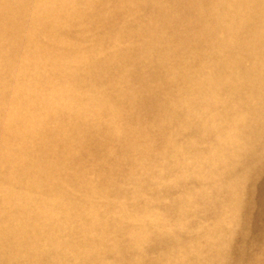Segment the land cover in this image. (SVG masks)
<instances>
[{
    "label": "rangeland",
    "instance_id": "1",
    "mask_svg": "<svg viewBox=\"0 0 264 264\" xmlns=\"http://www.w3.org/2000/svg\"><path fill=\"white\" fill-rule=\"evenodd\" d=\"M38 1L0 0V264H264V0Z\"/></svg>",
    "mask_w": 264,
    "mask_h": 264
},
{
    "label": "bare ground",
    "instance_id": "2",
    "mask_svg": "<svg viewBox=\"0 0 264 264\" xmlns=\"http://www.w3.org/2000/svg\"><path fill=\"white\" fill-rule=\"evenodd\" d=\"M41 1V0H40ZM40 1H38V4L40 3ZM168 184V183H167ZM171 184V183H170ZM23 257V256H22ZM20 258V257H19ZM10 264H11V262H10Z\"/></svg>",
    "mask_w": 264,
    "mask_h": 264
}]
</instances>
